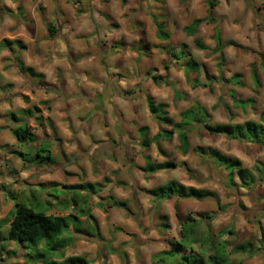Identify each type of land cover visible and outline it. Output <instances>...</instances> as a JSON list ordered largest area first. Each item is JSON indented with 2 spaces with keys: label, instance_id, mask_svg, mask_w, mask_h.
<instances>
[{
  "label": "clouds",
  "instance_id": "1",
  "mask_svg": "<svg viewBox=\"0 0 264 264\" xmlns=\"http://www.w3.org/2000/svg\"><path fill=\"white\" fill-rule=\"evenodd\" d=\"M262 66L264 0H0V264H264ZM90 178L84 248L12 211Z\"/></svg>",
  "mask_w": 264,
  "mask_h": 264
},
{
  "label": "trees",
  "instance_id": "2",
  "mask_svg": "<svg viewBox=\"0 0 264 264\" xmlns=\"http://www.w3.org/2000/svg\"><path fill=\"white\" fill-rule=\"evenodd\" d=\"M50 30L53 32L55 31L53 29H50ZM262 70H264V66H262ZM254 75H255V73H254ZM7 86H10V85H7ZM23 98L27 100L26 97H23ZM34 110H38L37 107H35ZM28 111L29 110H23L22 112H28ZM11 117L14 119L15 123H18V119L15 118L14 114H11ZM25 132L27 133V136H29L28 138L26 136L25 139L27 138V139L31 140L33 135L31 132H28L26 128L17 127V128H14L11 130V133H12L14 138L21 135L22 133H25ZM18 142H20V141H18ZM40 151L47 152L48 150H47V148L44 147V148H41ZM12 153L15 155H18L20 157H23L25 155V153H23V152L17 153L16 150H14ZM48 158L51 159L50 154H49ZM82 185L83 184H76L73 187H71V189H84V187ZM87 186L92 187L93 185L88 183ZM108 198H109V203L111 206H115V207L121 208V209L127 206L123 200H117L112 195H109ZM71 202L74 206L77 203L75 198H73ZM83 202L86 203V200L83 199ZM66 203L68 205V202H66ZM16 208H19L22 212L28 213L30 216L39 217L42 220L46 221L48 224H50L52 226V228L55 230L54 233H50V234H54L58 238L60 247H63L66 242H70V241H67V238H65L62 235L61 228L65 229V230L67 229V227L69 225L68 219L73 217L72 214H68L65 216L45 215V211L42 210L39 205H37L35 208H29L24 204H15V209L13 211H15ZM80 214L82 216H86V218L92 222L93 229L95 230V235L99 236L98 225H97L96 221L93 219V216L91 215L89 209L82 210ZM17 215H19V213H17ZM193 225H196V227L198 228V224L196 221H193ZM35 230L38 231V228ZM190 230H191V234L193 235V238L199 239L198 231L196 230V228H192L191 226L186 225L185 226V232H189ZM93 233H94V231H93ZM13 235H14V233H12V232L9 233V237H12ZM93 235H91V236H93ZM181 247H183V245H181ZM192 251H195V248H193ZM42 255H44L47 259L52 261V264H75V262L78 260L83 261V264H87V261L83 260V257H81V256H68L63 261H56L55 259H52V256L56 255V253H54V251L51 249L42 250ZM173 256H174L173 253H162L161 254L162 258L159 260L158 264H171V260H172Z\"/></svg>",
  "mask_w": 264,
  "mask_h": 264
},
{
  "label": "rangeland",
  "instance_id": "3",
  "mask_svg": "<svg viewBox=\"0 0 264 264\" xmlns=\"http://www.w3.org/2000/svg\"><path fill=\"white\" fill-rule=\"evenodd\" d=\"M3 79H4V76L0 77V80H3ZM36 111H38V110H36ZM7 115H8V113H6V114L1 113L0 119L7 118L10 123L16 124L14 122V119L10 115H8V116ZM3 127H4L3 125H0V128H3ZM28 137L29 136H27V138ZM41 148H44V147H41ZM41 152H43V151H41ZM87 184L88 183L82 185L84 187V189H71V188H69L68 190H63L61 188H52L46 193V195L48 196V199L37 204L41 207L42 210L45 211V213L50 212V209L48 208V203L53 202L54 196H61V194H63V195L65 194L64 196H62V198L69 203V205H67V206H68V208H70V212L67 214H72V216H73L70 219H68V223L76 226L75 230H76L78 235L85 234V235H80V239L78 241V244L81 248L86 247L87 240L90 237H92L91 235L95 234V230L93 229L92 222L89 219H87L86 221L84 219L78 220L79 217H82L80 214L81 211L86 210V209H89L91 211V214L96 217L94 219H95L96 223L98 224V229L100 231L101 218H100V215H97V213L93 211V209H99L100 212H103L104 210L108 211L112 207L117 208L115 206H111L110 203H108L107 205H103V201L105 198L104 197H98V196H97L98 202L94 203V201H93L91 203V206H89V201L87 199H89V196H91L92 194L96 195L97 192L100 190V188L98 187L97 183H90L93 185L92 187H88ZM73 198H75L77 200V203L75 206L71 202ZM33 199L35 200V196H33ZM83 199L87 200L88 203L83 202ZM107 199L109 201L108 197H107ZM119 200H123V199L121 198ZM100 205H101V207H100ZM14 209H15V204H13V206H12V211ZM57 210L62 211V210H64V208H57ZM3 211H4L3 205L0 204V212H3ZM9 214L11 215V212ZM93 231H94V233H93ZM109 252H110V250H109ZM81 257H83V256H81ZM55 260L59 261L58 259H55ZM50 264H52V261H50Z\"/></svg>",
  "mask_w": 264,
  "mask_h": 264
},
{
  "label": "crops",
  "instance_id": "4",
  "mask_svg": "<svg viewBox=\"0 0 264 264\" xmlns=\"http://www.w3.org/2000/svg\"><path fill=\"white\" fill-rule=\"evenodd\" d=\"M3 76V73L1 74L0 73V77H2ZM23 97H26L27 98V100L26 99H24L23 98V100H24V102L25 103H27L29 100H32L33 98L31 97V96H27V95H24ZM40 103H43V101L42 100H40L39 101ZM35 107H37V104L36 103H34L33 104V109L35 108ZM37 109H38V111H39V108L37 107ZM23 110H26V109H21V111H23ZM11 114H14V116H15V118H17L16 117V115H15V113H12V112H8V115H10L11 116ZM0 115H1V113H0ZM7 115V116H8ZM6 116V117H7ZM18 119V118H17ZM41 119H43V117H41ZM32 135H33V133H32ZM4 147H11V145H9V144H7V142H5L4 143ZM15 149H13V151H14ZM13 154V153H12ZM51 155V154H50ZM48 183H50V184H53V185H55L56 183H58V181L57 180H50V181H48ZM87 183H97L96 181H94V180H92L91 178L89 179V181L87 182ZM74 185H76V183H71V184H64V185H62L60 188L61 189H63V190H68L69 188H71V187H73ZM65 195V194H64ZM63 194H61V196H54V200H53V202H50V203H48V208L50 209V211L52 210V209H55V211L57 212V213H59V215L58 216H65V215H68L67 213H69L70 212V208H68V206H67V201L66 200H64L63 198H62V196H64ZM85 197V196H84ZM87 197V196H86ZM89 202L91 201V203L94 201V203H97L98 202V200H97V195H91V196H89V199H87ZM86 200V202L88 203V201ZM77 201V200H76ZM68 205H69V203H68ZM101 207V206H100ZM57 208H64V210H62V211H59V210H57ZM111 209H113V207L111 208ZM90 211V210H89ZM103 212H107V210H104ZM90 213H91V211H90ZM92 215V214H91ZM97 215H99V214H97ZM82 216V215H81ZM93 216V219L94 218H96L94 215H92ZM84 217H86V216H82V217H79L78 218V220L79 219H81V220H83L82 218H84ZM95 220V219H94ZM98 225V224H97ZM77 233V232H76Z\"/></svg>",
  "mask_w": 264,
  "mask_h": 264
}]
</instances>
